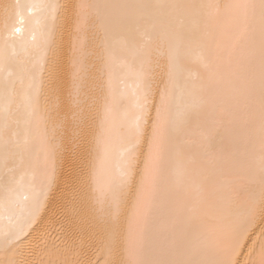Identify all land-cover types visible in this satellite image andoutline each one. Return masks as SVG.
<instances>
[{"label":"snow or ice","instance_id":"6c2138e0","mask_svg":"<svg viewBox=\"0 0 264 264\" xmlns=\"http://www.w3.org/2000/svg\"><path fill=\"white\" fill-rule=\"evenodd\" d=\"M33 9L64 11L72 36L71 57L66 63L55 24L46 26L37 45L43 52L39 78L32 75L27 88L21 79L20 90L8 80L0 82L5 99L0 109V164L5 170L0 178V214L16 221L0 241V264H45L39 254L53 251L58 259L48 264H93L90 253H101L95 264H237L233 257L250 226L258 217L264 222V0L225 4L211 0L106 4L80 0L64 5L9 0L0 3L5 35L0 69L12 62L7 47L15 42L21 26L30 22L25 12ZM98 32L119 41V47L111 50L113 57L130 54L134 58L129 72L136 81L132 92L135 110L122 124L126 146L121 171L101 198L88 192L89 171L94 174L93 142L97 146L101 142L96 125L102 97L92 75V44ZM165 47L166 68L161 63ZM221 49L229 52L227 74ZM185 74H196L198 81L185 80ZM157 92L160 98L149 138L146 118ZM226 96L235 103L224 106ZM208 101L212 114L194 124L196 110ZM217 108L221 113L218 122H226L233 135L231 146L223 137L217 141L212 135ZM104 109L107 123L111 108L106 100ZM238 111H242L239 121ZM109 131L105 129V134ZM186 137L191 140L187 159L196 166L192 173L184 167L183 150L176 149ZM144 140L147 154L141 160L139 149ZM236 143H242V152ZM108 148L105 141V154ZM18 158L27 160L30 178L26 184L16 180ZM186 174L193 181L195 176H209L213 181L211 199L200 202L213 216L211 229L192 218L182 243L150 241L148 224L161 191L174 184V175ZM137 175L133 213L125 228L124 210ZM25 188L24 201L19 202L18 193ZM57 192L59 235L51 243L42 239L17 256L10 247H14L12 241ZM249 264H264V242Z\"/></svg>","mask_w":264,"mask_h":264},{"label":"bare ground","instance_id":"6f19581e","mask_svg":"<svg viewBox=\"0 0 264 264\" xmlns=\"http://www.w3.org/2000/svg\"><path fill=\"white\" fill-rule=\"evenodd\" d=\"M9 2V0H0V3ZM26 3L35 4H75L80 0H24ZM96 3H140L148 2V0H95ZM156 2V0H152ZM166 3H207L210 0H160ZM215 3H231L233 0H211ZM26 17H30V22H26L21 26L22 30L15 37L14 43H9L6 54L12 58V62L6 67L0 69V82L8 80L14 84L17 90L21 89V79H23V86L28 87L31 76L34 75L37 79L40 76L39 67L42 63L43 52L37 47L39 44L42 32L46 26L55 24L57 40L62 38L65 53L66 63L69 62L71 57L72 36L68 25L64 21L65 13L62 9H33L31 12H25ZM53 16L56 17L53 21ZM19 26V25H18ZM4 39L2 25H0V53L4 52ZM211 40V37H206ZM217 43L220 38H216ZM255 42L257 49L259 47V26L257 25ZM119 47V41L114 39L111 35L107 38L103 32H98L95 41L92 44L93 51V72L95 82L99 88V94L102 97L100 107V118L97 121L96 133L100 136L101 142L99 146L93 142V164L94 174L89 171L88 175V192L97 198H101L106 191L107 185L110 181L118 176L121 171V153L126 146V129L122 128V124L128 119V116L135 109L133 108L134 100L132 98L133 89L136 86V81L129 72V65L133 63V57L130 54L113 57L111 50ZM167 54L168 48H164V56L161 63L167 67ZM221 55L224 58V71L227 74V61L229 59V52L221 49ZM138 66V64H137ZM185 80L198 81V76L192 74L189 76L185 74ZM161 89L163 85H160ZM181 93L177 92L179 98ZM159 92L153 98V104L149 109V115L146 118L145 130L150 138L152 130V121L155 119V105L159 103ZM196 99H199L197 97ZM104 100L107 101L111 108L107 123H104ZM207 101V98H205ZM235 103L229 97L223 98L224 106H231ZM5 99L2 87H0V109L4 107ZM15 108V105H13ZM213 105L210 101L202 103L201 107L196 110L193 116L194 124L196 121L203 122L212 114ZM215 119L217 123L212 128L213 137L219 141L223 137L224 142L232 145L233 135L227 130V123L221 125L218 121L220 119L219 108L215 111ZM242 118V111L236 113V119L239 121ZM105 129L110 131L105 134ZM20 139L23 141L25 131L24 125H20L19 129ZM105 141L109 144L107 154L104 151ZM191 145L190 138H184L176 145L177 150H183L184 159L183 164L187 173H192L195 165L191 164L187 157ZM236 149L240 152L243 151L242 143H236ZM36 151H39V146L36 145ZM139 151L143 153L140 159L143 160L147 154V140L142 141ZM173 166L176 167V159L173 160ZM17 169L16 180L18 182L27 183L30 178L26 175L28 166L27 160L21 161L19 158L15 162ZM141 169L143 165L141 164ZM5 174V170L0 164V178ZM139 186V175L136 177L135 187L133 188L132 196L129 200L127 207L124 210L125 228L127 227L128 218L133 213V203L135 200V191ZM63 188V183L60 185ZM215 187L211 177L209 176H195L189 179L186 174L177 177L174 175V184L170 187H165L152 210L150 221L148 224V237L149 240L175 241L182 243L186 233L190 230L191 219L196 218L197 222L204 227L211 229L214 220L212 214L207 207L201 205V201L205 198L209 200L212 197ZM26 188L22 189L17 196L19 202L24 201ZM60 193L57 192L55 197L46 199L43 206L40 208L39 213L35 216L32 222L27 226L25 231L18 235L13 241L12 252L17 256L22 255L32 248L42 239H47L49 243L54 241L59 235L61 225V212L59 209ZM15 219H9L7 215L0 214V241H3L9 230L14 228ZM264 242V222L258 217L255 222L250 226L247 235L244 237L238 251L233 259L237 264H249L251 259H255L259 252L260 244ZM90 257L95 264V261L101 257V253L91 254ZM39 259H42L45 264L49 261L58 259L57 254L53 251L49 253L39 254Z\"/></svg>","mask_w":264,"mask_h":264}]
</instances>
